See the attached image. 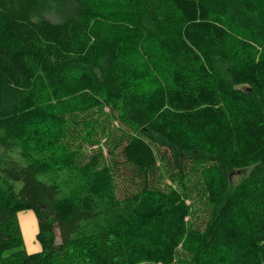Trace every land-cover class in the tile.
I'll return each mask as SVG.
<instances>
[{
    "label": "trees",
    "instance_id": "16d2710c",
    "mask_svg": "<svg viewBox=\"0 0 264 264\" xmlns=\"http://www.w3.org/2000/svg\"><path fill=\"white\" fill-rule=\"evenodd\" d=\"M0 264H264V0H0Z\"/></svg>",
    "mask_w": 264,
    "mask_h": 264
},
{
    "label": "rangeland",
    "instance_id": "374dc122",
    "mask_svg": "<svg viewBox=\"0 0 264 264\" xmlns=\"http://www.w3.org/2000/svg\"><path fill=\"white\" fill-rule=\"evenodd\" d=\"M248 173V171L241 172L238 171L234 175L233 182L235 184L239 183L241 179ZM167 183L168 180H166ZM204 219L203 212L197 215L194 222H198ZM20 221L22 225V231L24 235V247L23 249L29 253L36 252L40 249V245L37 242V233L39 229V220L33 212H25L20 214ZM30 228V229H29Z\"/></svg>",
    "mask_w": 264,
    "mask_h": 264
},
{
    "label": "crops",
    "instance_id": "0c3cea01",
    "mask_svg": "<svg viewBox=\"0 0 264 264\" xmlns=\"http://www.w3.org/2000/svg\"><path fill=\"white\" fill-rule=\"evenodd\" d=\"M28 212H30V211H28ZM21 222V221H20ZM22 226V225H21Z\"/></svg>",
    "mask_w": 264,
    "mask_h": 264
},
{
    "label": "bare ground",
    "instance_id": "6f19581e",
    "mask_svg": "<svg viewBox=\"0 0 264 264\" xmlns=\"http://www.w3.org/2000/svg\"><path fill=\"white\" fill-rule=\"evenodd\" d=\"M30 229V228H29Z\"/></svg>",
    "mask_w": 264,
    "mask_h": 264
}]
</instances>
